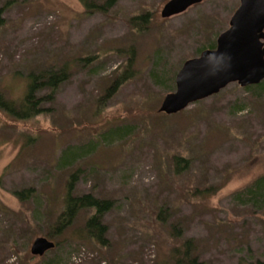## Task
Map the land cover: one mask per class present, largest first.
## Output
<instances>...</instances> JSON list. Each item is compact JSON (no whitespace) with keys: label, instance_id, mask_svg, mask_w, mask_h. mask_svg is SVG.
I'll use <instances>...</instances> for the list:
<instances>
[{"label":"rangeland","instance_id":"374dc122","mask_svg":"<svg viewBox=\"0 0 264 264\" xmlns=\"http://www.w3.org/2000/svg\"><path fill=\"white\" fill-rule=\"evenodd\" d=\"M169 1L117 0L89 15L79 0H0V94L20 101L29 75L70 69L41 115L0 112V264H164L186 240L202 264L264 263V190L250 192L264 178V88L233 83L178 114L159 112L183 63L216 48L240 0H203L163 19ZM145 13L146 29L133 28ZM130 58L133 75L101 103ZM174 156L190 162L181 174ZM76 170V196L114 204L104 244L69 233L35 257ZM25 190L31 198L15 195Z\"/></svg>","mask_w":264,"mask_h":264},{"label":"trees","instance_id":"16d2710c","mask_svg":"<svg viewBox=\"0 0 264 264\" xmlns=\"http://www.w3.org/2000/svg\"><path fill=\"white\" fill-rule=\"evenodd\" d=\"M83 5L87 14L91 15L93 12H99L107 14L117 4V0H79ZM3 9H0V29L4 26ZM150 22L149 13H145L141 16L132 18L130 25L143 31L146 29ZM215 44H211L208 47H204L202 51L207 49H214ZM134 52V51H133ZM132 58L128 62V68L126 71L117 76L116 79L111 81L108 88L105 90L102 102L111 99L118 88L131 76L133 71L130 69L132 64ZM70 75L69 65L65 64L59 70L44 71L40 74H31L27 78L26 92L20 101H13L6 99L0 94V112H3L8 117L14 120L24 121L41 115L44 112L43 105L45 103H51L54 101L55 95L60 86L66 82ZM264 88V81L255 86L245 87L247 91H253ZM43 90H48L49 93L45 96H41L40 93ZM166 115V114H165ZM127 133V131H124ZM122 135L120 131H113L112 135ZM68 155V153H66ZM66 155V156H67ZM66 156L61 158V163L66 159ZM172 163L175 171L181 174L189 167L190 162L181 157L174 156ZM81 170L72 172L67 180L65 181V192L62 200V206L58 211V215L54 221L52 228L46 233V238L53 241L57 240L56 246L60 244L59 240L61 237L71 233L79 239H85L91 242L104 244V237L107 233V227L103 223L104 216L113 209L114 204L109 200H100L90 194L76 196L74 194L75 185L80 176ZM264 190V178L258 180L254 188L250 191L252 195L262 193ZM31 190H25L21 193H15V195L23 200H27L32 197ZM87 210H94V213L84 222L82 228L76 229L75 224L79 216ZM160 219H165L164 212L160 213ZM173 236L175 238L180 236V231L173 229ZM164 264H202L196 257V247L193 241L186 240L181 244L173 247L170 250L167 261ZM257 264H264L258 262Z\"/></svg>","mask_w":264,"mask_h":264},{"label":"water","instance_id":"95a60500","mask_svg":"<svg viewBox=\"0 0 264 264\" xmlns=\"http://www.w3.org/2000/svg\"><path fill=\"white\" fill-rule=\"evenodd\" d=\"M203 0H170L161 17L181 15ZM264 81V0H240L229 28L217 38L216 48L187 60L176 75V91L165 96L159 112L178 114L190 105L219 94L233 83L241 87ZM56 248V243L38 237L31 254L43 257Z\"/></svg>","mask_w":264,"mask_h":264}]
</instances>
